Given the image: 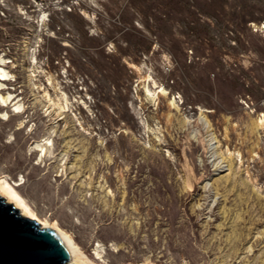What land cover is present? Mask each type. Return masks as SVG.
I'll return each instance as SVG.
<instances>
[{
	"label": "rangeland",
	"instance_id": "1",
	"mask_svg": "<svg viewBox=\"0 0 264 264\" xmlns=\"http://www.w3.org/2000/svg\"><path fill=\"white\" fill-rule=\"evenodd\" d=\"M0 66V179L89 256L264 264V0H0Z\"/></svg>",
	"mask_w": 264,
	"mask_h": 264
},
{
	"label": "water",
	"instance_id": "2",
	"mask_svg": "<svg viewBox=\"0 0 264 264\" xmlns=\"http://www.w3.org/2000/svg\"><path fill=\"white\" fill-rule=\"evenodd\" d=\"M0 264H72L71 252L53 228L21 214L0 196Z\"/></svg>",
	"mask_w": 264,
	"mask_h": 264
},
{
	"label": "bare ground",
	"instance_id": "3",
	"mask_svg": "<svg viewBox=\"0 0 264 264\" xmlns=\"http://www.w3.org/2000/svg\"><path fill=\"white\" fill-rule=\"evenodd\" d=\"M9 76L7 70L0 66V81H4ZM1 101L6 103L8 101L9 95L5 96L0 94ZM16 109H19L21 106L20 104H15ZM262 118L260 122H264V113L262 114ZM48 145V142L45 143V146ZM44 149V147H43ZM225 165L223 162L219 161L217 163V169L220 171L229 170L227 173L228 175L230 172V166L224 169ZM227 175V176H228ZM0 196L4 197L5 200L9 203H13L21 212L22 215L27 216L29 218L35 219L38 222L45 224L48 227L55 229L63 238V240L68 245L70 252H71V262L72 264H103L100 261H104L102 259V252L99 248L96 249V255L94 258L89 256L86 251H84L79 244L75 242L73 237L65 230H63L57 222L51 223L48 219L41 218L36 210L33 208L31 203L22 195V193L17 189L16 184L10 182L7 178L0 179ZM251 250V248H249ZM142 264H151V263H142Z\"/></svg>",
	"mask_w": 264,
	"mask_h": 264
},
{
	"label": "built area",
	"instance_id": "4",
	"mask_svg": "<svg viewBox=\"0 0 264 264\" xmlns=\"http://www.w3.org/2000/svg\"><path fill=\"white\" fill-rule=\"evenodd\" d=\"M263 106H264V102H263Z\"/></svg>",
	"mask_w": 264,
	"mask_h": 264
}]
</instances>
